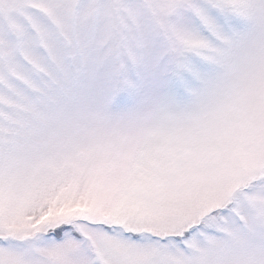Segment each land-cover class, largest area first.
Masks as SVG:
<instances>
[{
	"label": "snow or ice",
	"instance_id": "snow-or-ice-1",
	"mask_svg": "<svg viewBox=\"0 0 264 264\" xmlns=\"http://www.w3.org/2000/svg\"><path fill=\"white\" fill-rule=\"evenodd\" d=\"M0 264H264V0H0Z\"/></svg>",
	"mask_w": 264,
	"mask_h": 264
}]
</instances>
